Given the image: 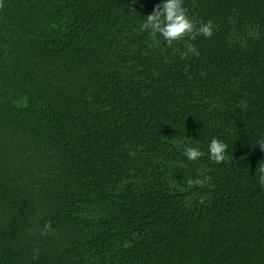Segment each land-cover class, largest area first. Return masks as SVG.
<instances>
[{"label": "trees", "instance_id": "trees-1", "mask_svg": "<svg viewBox=\"0 0 264 264\" xmlns=\"http://www.w3.org/2000/svg\"><path fill=\"white\" fill-rule=\"evenodd\" d=\"M159 3L0 0V264H264V0Z\"/></svg>", "mask_w": 264, "mask_h": 264}, {"label": "clouds", "instance_id": "clouds-1", "mask_svg": "<svg viewBox=\"0 0 264 264\" xmlns=\"http://www.w3.org/2000/svg\"><path fill=\"white\" fill-rule=\"evenodd\" d=\"M182 5L183 0H161L153 12L146 16L143 23L144 29L152 36L161 38L168 46L185 40L186 37L191 40H195L198 36L211 38L214 34L212 22H201L197 27ZM183 55H198V50L189 43ZM227 150L228 145L216 138L211 139L207 145L208 158L217 164L226 159ZM183 156L189 162H196L204 156V152L198 146L186 143L183 145ZM259 173V183L264 186V164L259 165ZM196 183H202V181L197 180ZM50 230H52L51 224H45V231Z\"/></svg>", "mask_w": 264, "mask_h": 264}]
</instances>
